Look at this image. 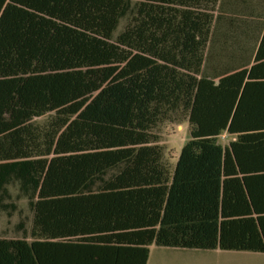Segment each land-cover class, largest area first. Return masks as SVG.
Returning <instances> with one entry per match:
<instances>
[{"label": "trees", "instance_id": "trees-1", "mask_svg": "<svg viewBox=\"0 0 264 264\" xmlns=\"http://www.w3.org/2000/svg\"><path fill=\"white\" fill-rule=\"evenodd\" d=\"M183 124L172 166L160 128ZM14 217L0 264L264 253V0H0Z\"/></svg>", "mask_w": 264, "mask_h": 264}, {"label": "rangeland", "instance_id": "rangeland-1", "mask_svg": "<svg viewBox=\"0 0 264 264\" xmlns=\"http://www.w3.org/2000/svg\"><path fill=\"white\" fill-rule=\"evenodd\" d=\"M188 139L187 125L163 126L160 128L159 145L163 149L164 159L174 166L178 152ZM226 138H223L225 141ZM16 218L8 224L5 218L0 222V233L6 227L10 229ZM9 236L10 232H9ZM147 264H264V253L233 251H197L169 250L151 246Z\"/></svg>", "mask_w": 264, "mask_h": 264}, {"label": "crops", "instance_id": "crops-1", "mask_svg": "<svg viewBox=\"0 0 264 264\" xmlns=\"http://www.w3.org/2000/svg\"><path fill=\"white\" fill-rule=\"evenodd\" d=\"M162 249H166V248H162ZM169 250H174V249H169ZM213 251H215V250H213Z\"/></svg>", "mask_w": 264, "mask_h": 264}]
</instances>
